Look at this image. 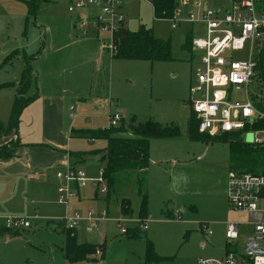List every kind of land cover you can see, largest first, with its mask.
Masks as SVG:
<instances>
[{
	"label": "rangeland",
	"instance_id": "1",
	"mask_svg": "<svg viewBox=\"0 0 264 264\" xmlns=\"http://www.w3.org/2000/svg\"><path fill=\"white\" fill-rule=\"evenodd\" d=\"M175 3L177 10L170 20L154 18L145 0H123L120 4L119 13L127 30L134 32L142 27L155 38L169 41L171 60L149 62L112 59L108 49L103 50L98 61L97 51L111 43V35L100 32L97 37H81L74 27L76 17L67 12L68 0H43L34 15L28 12L26 0H0L1 123L7 121L14 97L11 85L18 82L28 66L33 73L29 95L37 93L39 84L51 78L63 90L66 125L70 124L73 130L69 138L72 152H91L106 146L103 139L90 140L79 131L108 127V111L117 113L126 128L132 123L151 121L179 131L178 137L153 138L149 143L147 228L140 238L128 240L119 233L113 220L122 219L128 234L138 227L139 198L134 184L127 187L125 183L120 189V196L130 200L133 210L131 218L121 217L120 196L110 199L107 205L105 195L99 194L102 185L95 187L91 182L99 177L104 163H83L75 168L84 171L89 181L68 201L66 215L107 210L108 219L100 222L97 230L87 233L82 223L74 230L78 243L98 245L101 254L94 253L75 262L65 259V231L58 223L65 209L57 206L55 199V205L44 212L21 207L13 215L28 218L30 227L20 229L18 234L4 231L0 234V264H197L198 259L219 258L224 254L228 223L238 224L239 247L252 233V219L231 210L227 204L228 144L192 141L188 137L189 87L195 82L193 70L197 62L196 53L190 52L186 45L190 37L204 36V25L190 23L188 17L193 14L197 19L204 9L228 8L231 0H175ZM67 36L83 43H71ZM234 58L245 57L243 53H235ZM247 92L250 99L258 98L256 81L248 86ZM243 96V92H231L232 100L242 101ZM69 107L76 115L72 124ZM20 123L16 132L19 143L20 133L32 137L37 131L20 128ZM250 139L245 137L246 142ZM10 143L13 141L0 146ZM260 207L264 209V201ZM203 230L211 235L204 236Z\"/></svg>",
	"mask_w": 264,
	"mask_h": 264
},
{
	"label": "built area",
	"instance_id": "2",
	"mask_svg": "<svg viewBox=\"0 0 264 264\" xmlns=\"http://www.w3.org/2000/svg\"><path fill=\"white\" fill-rule=\"evenodd\" d=\"M122 1L69 0L67 12L76 17L75 27L81 37L109 33L111 43L101 48L112 53L113 34L124 27L123 17L119 13ZM91 9L98 12L90 14ZM188 20L204 25V36L191 40V50L196 53L197 65L193 70L195 82L189 87L190 110L198 121V133L208 137L240 133L245 143L264 147V130L251 129L256 122L264 119V114L255 108L247 92L248 86L256 81L258 62L264 54V0H231L228 8L204 9L199 18L194 19L193 14H189ZM235 53H243L245 58L235 59ZM232 91L243 92L242 101L232 100ZM194 96L196 99H192ZM71 117L74 118V115L71 114ZM120 120L117 113L107 116L110 127H117ZM246 136L251 137L249 142L245 141ZM55 178L60 183L56 201L65 209L68 201L89 181L84 171L72 166L56 171ZM91 182L95 187L101 184L99 194H106L101 173ZM226 200L231 210L245 213L252 219V233L241 241L239 247L238 224L228 223L224 235L227 249L223 256L198 259L197 264H264V209L260 207L264 201V174L229 168ZM107 219V211L102 209L90 210L83 215L65 214L59 223L64 230H75L82 223L87 232H92ZM113 220L117 222L119 233L125 234L123 220ZM136 222L144 232L147 228L146 219L141 223ZM29 227L30 220L26 217H6L4 220L6 230L17 231ZM202 233L204 236L211 235L206 230ZM95 253L100 254V251L96 249Z\"/></svg>",
	"mask_w": 264,
	"mask_h": 264
},
{
	"label": "trees",
	"instance_id": "3",
	"mask_svg": "<svg viewBox=\"0 0 264 264\" xmlns=\"http://www.w3.org/2000/svg\"><path fill=\"white\" fill-rule=\"evenodd\" d=\"M43 0H26L28 12L34 15L38 5ZM152 9L153 17L156 19L173 18L176 13L175 0H150L148 2ZM190 37L187 40V49L191 52ZM114 50L111 53L112 59L125 60H146L149 62H166L171 60L170 43L168 40L155 38L150 30L140 27L137 31H129L125 27L117 30L113 34ZM32 71L27 66L21 72L20 78L16 84L11 86L15 89V95L12 100L10 112L6 123L0 122V141L11 132H17L19 119L23 110L34 100V95H29L32 85ZM256 83L259 87L260 98H255V108L264 114V54L260 57L256 71ZM119 121L117 127H106L99 130L79 131L90 140L103 139L106 146L103 150L97 152H84L70 154L72 158L79 161L84 156L100 155V162L104 163L101 176L105 183L106 194L105 201L107 205L112 198L120 196L122 185L127 183V187L132 184L135 186L136 196L139 198L137 209V221L141 223L147 219V192L146 178L147 167L149 165V143L153 138L178 137L179 131L176 127H162L154 122L147 121L140 124H130L126 128ZM198 121L195 115L190 111L188 123V137L192 141L226 142L229 150V168L243 172H252L255 174H264V147L245 143L240 133H224L217 137H208L197 131ZM254 130H264V119L256 122L251 127ZM80 133V134H81ZM18 147L17 139L10 144L0 146V159L13 157L15 149ZM96 191V190H95ZM106 210V209H105ZM119 214L122 217L131 218L133 210L128 198L120 196L118 201ZM107 211V210H106ZM60 225V223H59ZM61 230H64L60 225ZM64 257L66 260L75 262L82 261L92 256L96 249H102L98 245L81 244L76 240L74 230H64ZM9 234H18L17 231L6 230ZM141 230L137 227L126 235L128 240L138 239L141 236ZM151 250V246L147 247Z\"/></svg>",
	"mask_w": 264,
	"mask_h": 264
},
{
	"label": "crops",
	"instance_id": "4",
	"mask_svg": "<svg viewBox=\"0 0 264 264\" xmlns=\"http://www.w3.org/2000/svg\"><path fill=\"white\" fill-rule=\"evenodd\" d=\"M67 37L71 43L78 45L83 43V41H73L70 36ZM101 47L97 51L96 58L98 61L103 55L104 49ZM34 94V100L23 110L19 122H21L20 128L23 127L28 130L36 128V135L28 137V135L23 134L22 136L20 133L22 141L19 143L16 133L11 132L0 141V143H5L17 139L18 142L13 157L0 159V234L4 231L5 218L16 217L13 215L17 214L21 207L28 211L44 212L55 205V199L57 200L58 196L56 188L60 184L55 178L56 171L66 166L75 167L78 164L100 162V155L84 156L79 161L70 156V154L78 152H72L69 149V138L73 130L70 128V124L66 125L67 102L59 84L51 78L48 82L39 84L38 91L37 93L34 91L32 95ZM70 108L72 107L68 108V118L72 124L76 115L74 109L72 108L70 111ZM114 113L108 111L107 116ZM71 114L74 115V118L71 117ZM146 171V191L148 192V167ZM96 198L95 194L94 199ZM100 199L102 198L100 197ZM56 205L60 206L57 201ZM66 211L67 209H65V214Z\"/></svg>",
	"mask_w": 264,
	"mask_h": 264
},
{
	"label": "water",
	"instance_id": "5",
	"mask_svg": "<svg viewBox=\"0 0 264 264\" xmlns=\"http://www.w3.org/2000/svg\"><path fill=\"white\" fill-rule=\"evenodd\" d=\"M250 141V140H249Z\"/></svg>",
	"mask_w": 264,
	"mask_h": 264
}]
</instances>
